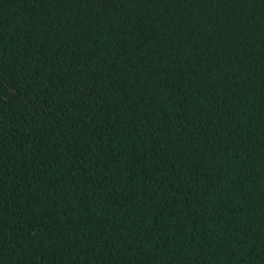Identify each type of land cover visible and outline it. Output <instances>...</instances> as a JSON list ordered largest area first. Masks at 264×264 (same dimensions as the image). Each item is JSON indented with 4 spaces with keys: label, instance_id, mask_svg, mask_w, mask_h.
I'll return each instance as SVG.
<instances>
[{
    "label": "trees",
    "instance_id": "16d2710c",
    "mask_svg": "<svg viewBox=\"0 0 264 264\" xmlns=\"http://www.w3.org/2000/svg\"><path fill=\"white\" fill-rule=\"evenodd\" d=\"M0 264H264V0H0Z\"/></svg>",
    "mask_w": 264,
    "mask_h": 264
}]
</instances>
